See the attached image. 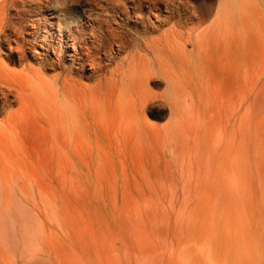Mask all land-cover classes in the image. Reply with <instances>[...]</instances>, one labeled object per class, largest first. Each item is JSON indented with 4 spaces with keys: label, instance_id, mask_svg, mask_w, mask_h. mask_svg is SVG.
<instances>
[{
    "label": "rangeland",
    "instance_id": "1",
    "mask_svg": "<svg viewBox=\"0 0 264 264\" xmlns=\"http://www.w3.org/2000/svg\"><path fill=\"white\" fill-rule=\"evenodd\" d=\"M29 1L31 2L32 0ZM120 1L122 3L123 0ZM176 1L178 2V0ZM177 2L176 5H178ZM87 3L89 4L88 1L84 3L81 1L74 5L81 10L83 7L88 6ZM123 3L129 6L131 10V3H125L124 1ZM187 3L189 4L186 5L187 10L188 8L191 9L188 10L187 20H184L185 22L182 24H178V18H173L172 20L164 19L168 15L166 14L168 10L165 11L163 4L162 11H157L160 15L158 18L148 13V8H145L141 12L143 20L154 27L153 29L150 28L148 34H146L147 37L151 38H161L166 35L177 37L183 33L188 34L193 31L196 33L204 29L208 31L206 27L211 21L220 19L218 25L211 28L210 33H208L203 51L201 52L207 62L210 60L211 65L207 66L210 68L203 73L200 82L196 84L190 83L183 88L178 97L177 105L170 101V98H163L164 93L167 91L166 84L164 82L158 83L157 79L155 81L153 79L150 80L148 87L143 88L142 93L137 94L136 92L135 94V91H128V86L122 88L126 86L125 84L128 85L127 78L132 73L130 71L132 68L131 62L135 60L133 61V63L135 62L134 65H132L136 67L135 71H138L137 66L140 65V68L142 66L140 58L133 57V47L130 46L122 49L123 51H119L109 36H107V39H104V49L102 52L108 50L109 47L115 57L114 61H111V64L108 66V72H104L106 78L103 80L101 88L94 87L98 83L99 77L97 74V76L89 75L90 73L87 70L90 71V65H86L87 68L84 70L75 68L79 64L77 56H71L77 55L72 48L74 41L71 39L61 44L63 50L60 57L61 62L55 66L53 65V67L52 64H49L50 61L48 60H55L57 58V54L52 51V47H57V40L51 41L50 48L47 49L46 43L42 41V35L47 34L44 27V24H47V22L45 23L44 21L40 23L41 29L38 34H28L34 32V29L30 26V22L40 17V12L38 14L35 11L36 8L33 7L36 6L35 3L21 8L23 14L16 17L27 27L24 30V36L31 40H34V36L37 38L35 50L37 49L38 53L35 50H32V52L28 49L25 55L26 58H24L25 60L23 59L22 64L19 65L21 63L19 61L21 60L17 51L13 52L9 58L5 55L9 51L6 48V44H2L3 49L0 48V71L8 74H5L7 79L17 86V91L20 94V97L18 96L20 99L18 100V98L16 99V91L11 92L14 95L11 97L12 95L10 94V98H6V105H2V101H0V115L2 113V117L5 115V120L0 116V264H57L56 259L58 257L64 258L63 260L66 264H83L79 258H83L88 253V255L96 257L98 252L106 257L112 256V259L110 258L111 264H116L113 257L123 253L129 244L140 243L147 239L158 241V243L164 245L173 262H176L174 264H183L185 256L184 247L187 239H199L202 236V232L205 235H203L204 237L210 236L208 234L210 228L216 231V234L212 236L217 238L220 230V233L223 234H219V238H230V235L228 237L225 235V233L229 234L227 229H230L231 224H233L234 228L239 223V226L243 227L242 231L244 234H248L247 238L248 241L250 240V249L254 254L250 250L252 256L249 255L251 259L248 257L249 260H247L246 254L240 250L241 252L239 251V254L236 255V259L240 261V264H246L247 261H250L251 264H264V0H187ZM220 6L224 7L222 11H220ZM88 7H92V5ZM193 9H195V12ZM206 10L210 13L212 12L209 15V20L197 28L198 17H196V14L200 15ZM28 11L32 12L29 13ZM181 11L182 13L186 12L184 9ZM194 13L195 18H190L189 15ZM146 14H149V16ZM36 15L38 17H35ZM51 15V13H48L50 19L55 22L53 30L58 34L57 22L59 18H51ZM132 15L128 19L129 21H124V26H127L126 28L130 29L133 33V29L135 28L142 31V21H140L142 19L138 18L136 11H132ZM162 18L163 20H161ZM118 20L120 19L118 18ZM78 24L80 25V23ZM75 25L72 23L70 27L72 33L77 35V37L79 36L75 40V43L76 48L81 50V46L84 44L80 38L82 32H79L80 27L76 29ZM113 26L116 25L113 24ZM155 27H157V30ZM173 27H175V30ZM49 28L52 27L49 26ZM154 29V32L151 31ZM67 30L64 29L62 34L67 35ZM177 40L181 41L180 39ZM107 45L108 47H106ZM110 45L112 46L110 47ZM186 49L187 51H193L195 48L189 43ZM129 57L131 58L130 61H128ZM71 58L74 59V62ZM136 59H138L137 62L139 61L138 65ZM29 60L31 61V65L28 63L30 62ZM42 60L45 61L44 64ZM32 64H37V66L33 67ZM24 65L26 66L24 67ZM44 65L47 66L45 67ZM29 68L32 72L28 71ZM111 68H119L120 77L119 75L113 76L109 72ZM63 69L65 70V74ZM66 70L69 71L66 72ZM38 72L41 74H38ZM53 73L54 75H52ZM39 75H41L40 80ZM67 75L72 76V78L70 79L68 76V81H64V78L67 80ZM123 75L125 76L124 79L122 78ZM33 77L38 79L35 81ZM112 77L118 80L117 86H119H116L115 89L121 90L120 94L121 92L125 94L124 91H126L125 98L123 97V93L122 95L118 92L116 94V90L114 89L115 91H112L115 94H113L109 90V82ZM30 78L31 80H29ZM43 78L44 80H42ZM69 79L71 80V84ZM74 79L78 82L80 81L79 85ZM33 80L34 82H32ZM123 80H126L127 83H124ZM38 81L40 82L38 83ZM42 81L44 82L42 83ZM119 81H122V83ZM32 83L34 84L32 85ZM41 83L43 85L39 87L38 85ZM45 83H48V85L45 86ZM72 84H75L77 87ZM73 86L75 87L74 90H72ZM89 87L91 93L88 89ZM41 88L50 90L47 92L50 93V96L47 95L44 89L42 93L40 91ZM82 88L85 91H80L82 97L79 94L76 95L75 90L79 93L78 89L83 90ZM98 90L100 91L99 93L97 92ZM108 90L111 94L109 93L107 97L111 95V100L106 98ZM30 91L33 92L31 93ZM51 91H53L52 94ZM27 93H29L30 97L26 95ZM33 93L39 96H33ZM128 93L129 97L127 96ZM145 93L149 97L152 96V98L146 100V103L145 101L140 102L141 105H139L138 101H140V97L142 100L148 97ZM40 94H46L49 101L46 102L47 98L44 100L45 97L43 95L40 96ZM131 94L133 95L132 97ZM102 95L106 101L103 100ZM115 96H120L122 100ZM39 97H42L41 99L44 101L39 99ZM87 98H89V102H86ZM126 98L128 99L126 105L128 110L131 111L130 113L127 112V107L124 104ZM53 99L55 102L59 101L57 106L54 104ZM130 99H133L132 102ZM29 100H31L30 103H33V105L29 103ZM97 102L105 103H99L100 105H98ZM37 103L38 106L36 105ZM84 103H89L87 109ZM104 104L107 106H103ZM109 104L112 105H110L111 108H109ZM132 104L137 111L134 110L135 108ZM30 105L31 107H29ZM92 105L93 108L95 106L98 110L93 112ZM173 106H176V108ZM80 107L83 108L82 114L79 110L81 109ZM54 109H56L57 113ZM77 109L79 113L76 112L78 111ZM58 110H61V112ZM132 111L137 116L135 113L133 115ZM10 112L14 114H9ZM247 112H249V115ZM116 113H120L125 122L121 121V118L119 119L120 114L117 116ZM125 113L127 116L124 115ZM127 113L132 114V116H129ZM15 114H17V118L14 116ZM79 114L81 115L79 116ZM10 115L12 116L10 117ZM57 115H59L58 117H62L58 119ZM77 116L80 118L78 117L76 120ZM131 117L133 118L131 119ZM6 118L8 120L11 118L12 122L16 119L12 123L10 120V122L7 121ZM53 119L56 122L58 120L59 123L57 122L56 124ZM63 123L64 126L66 124L64 127L66 130L62 127ZM2 124L8 127V129L3 128L6 132L5 130L3 131ZM15 124H17L16 127H14ZM21 124L23 126H20ZM241 124H245L244 126L246 127L243 126L242 128ZM116 125L121 127H115ZM257 125H259L258 128ZM134 126L137 130L135 133ZM208 126L211 129H208ZM9 127L12 128L10 130L13 131V134L11 131L8 132ZM236 127L237 129H234ZM116 128L120 130H116ZM244 128L246 131H244ZM64 130L66 134L63 133ZM206 130L210 134H207V132L204 134ZM115 132H119L120 134H116ZM125 132L128 133L126 134ZM230 132L234 135H229L226 139ZM244 132L246 135H244ZM113 133L114 135H112ZM206 134L209 137L211 135L210 139L206 137ZM239 135H241L243 140ZM260 135L263 137L261 138ZM68 136L70 139L72 138V141L69 140ZM231 136L233 139L230 138ZM62 138H65V144L60 140ZM225 139L226 141H224ZM249 139L251 140L249 141ZM201 140L204 142L202 143ZM239 140L244 145H242V142L240 145ZM227 141H231L230 146L227 145ZM260 141H262V144H260ZM219 144L221 145L219 146ZM226 146H228L229 151L226 149ZM242 146L246 154L239 148ZM250 146L254 148L251 152ZM223 147H225L224 149L228 153L226 150H223ZM255 147L257 150L259 148L263 150L257 151ZM220 148L223 152L220 151ZM239 149L244 154L240 153ZM236 150L237 152L239 151L240 155H236ZM253 151L255 152L254 154L252 153ZM225 152L227 156H224ZM260 153H263L261 154L262 157ZM217 157L218 159H216ZM236 157H238V160ZM260 158L261 162L259 161ZM223 159L224 161L222 162ZM241 160L243 162L247 161V164L241 163ZM213 161H216V163ZM220 162L222 163L220 164ZM258 163L261 165L258 166ZM215 165L219 166L218 168H221V170H215L217 168ZM225 165L227 168H225ZM239 165L244 166L241 167ZM247 165L249 169H247ZM245 169H247L249 177L252 174L251 170L253 172L251 178H248L249 185L246 186L247 188L245 184L248 181L244 176H248ZM237 171L239 174L244 173V175H238ZM239 176L240 178L243 177L239 179V182L242 180L240 183L242 186L237 182ZM201 179L203 180L201 181ZM217 179L219 180L218 184L220 183L221 190L218 188L217 182H215ZM242 187L243 189H241ZM230 188L232 191H230ZM245 189H248V192ZM205 191L206 194L210 192L208 193L209 197L208 194H205ZM203 192L205 197H203ZM243 192L249 195L246 194L245 196ZM200 196L203 198L201 199ZM215 197L217 198L215 199ZM230 197H232L231 200L229 199ZM208 198L209 201L206 200ZM203 199L204 201L201 203ZM236 199H238V202H241V204H238L240 206L234 204ZM259 199H261V202ZM207 202L209 206H206L208 205ZM253 204L254 207L256 206L255 208ZM245 206L249 209H246ZM208 207H210L209 210ZM214 207L216 209H213ZM205 210V213L208 212V215L203 213ZM230 211L232 212L229 213ZM251 211L253 214H251ZM213 213L214 218L212 220L210 219V215L213 217ZM201 214L203 216L205 214L204 218ZM221 214L222 217H220ZM228 214L234 217L231 219H233L235 224L230 221L231 219ZM207 216H209V222ZM253 216L254 221L253 218L251 219ZM260 218L262 220L261 224L259 222ZM219 219L221 220L219 221ZM201 220L203 221L202 225ZM250 220L255 223L252 224ZM217 221L218 224H216ZM235 221H238V223L236 224ZM249 222L251 223L249 224ZM256 224L259 226L257 225L256 227ZM201 226L205 230L200 228ZM250 226L251 228L253 226V228L251 229ZM193 228H196V232L193 231ZM200 229H203L202 232ZM140 230H147L150 235L146 233L135 234L136 231ZM206 231L207 233H205ZM249 231L252 234H249L251 233ZM190 232H193L194 235H190ZM249 237L252 238L250 239ZM55 257L57 258L55 259Z\"/></svg>",
    "mask_w": 264,
    "mask_h": 264
},
{
    "label": "bare ground",
    "instance_id": "2",
    "mask_svg": "<svg viewBox=\"0 0 264 264\" xmlns=\"http://www.w3.org/2000/svg\"><path fill=\"white\" fill-rule=\"evenodd\" d=\"M82 1V3H84L85 1H88L89 2V4H88V6H90V5H92V7H83V9H78L77 8V6L76 5H74V4H76V3H80ZM84 1V2H83ZM123 1L126 3V2H129V3H131V10H130V7L129 6H127V5H125L124 3H123ZM122 1V3H121V1L120 0H32L31 2L29 1V0H0V48H2L3 49V47H2V44L4 45V44H6V48L7 49H9V51H7L6 53H5V55L7 56V57H9L10 58V56H12V54H13V52H16L17 51V53H19V59L21 60V61H19V62H21L19 65H21L22 64V60L24 59V58H26L25 57V55H26V52L28 51V49H29V51L31 50H35V45L37 44L36 42V39L37 38H35V36L33 37L34 38V40H31V39H29L28 37L26 38L25 36H24V30H26L27 29V27H26V25L24 26L18 19V17H16V16H21L23 13L21 12L22 10H21V8L22 7H24V6H26V5H31L32 3H35L36 4V6H33V7H35L36 9H35V11L38 13V12H40V17H38L37 15L35 16V17H38V18H35V19H33L32 20V22H30V26H31V28H33L34 29V32H31V33H28V34H38L39 32H40V29H41V27H40V23H41V21H44L45 23L47 22V24H44L45 26V31L47 32V34L46 35H42V41H44V43H46V45H47V49L48 48H50V42L51 41H56L57 42V47L56 46H54V47H52L53 49H52V51H53V53H55V54H57V61H56V59L55 60H48V61H50L49 62V64H52V66L54 65H56V64H58L59 62H61V52L63 51L62 50V48H61V44L62 43H66V41H68L69 39H71L72 41H74L72 44V48L75 50V53L77 54V55H71V56H77V60H78V64L79 65H76V69H80V70H84L85 68H87L86 67V65H90L89 67H91L90 68V71H88L87 70V72L88 73H90L89 75H91V76H94V75H98V77H99V81H98V83L96 84V86H94V87H96V88H101V84H102V82H103V80L106 78L105 77V75H104V72L106 73V71L108 72V66L111 64V61H114V55H113V51L111 50V49H109V47H108V45L106 46V47H108V50H106L105 52L103 51L102 52V50L104 49L103 48V46H104V39L106 38L107 39V36H109V37H111L112 38V40H113V43L118 47V50L120 51V50H122V49H126V48H128V47H133V57L134 56H136V57H138V58H140V64H141V66H142V68H140L139 66H137V70L138 71H135L136 70V67L134 66H132V65H134V63H133V61H135V60H133L131 63H132V65H131V74L129 75V78H127L128 79V85L127 84H125L126 86H123L122 88H124V87H127L128 86V91L129 90H132V91H135V94H136V92H137V94L138 93H142L143 92V88H147L148 87V83H149V81L150 80H152L153 79V81H155V79H157V82L158 83H165L166 84V92L164 93V96H163V98H170V101H172L174 104H176L177 105V103H178V97H179V95L181 94V91L183 90V88L186 86V85H188V84H190V83H194V84H196L197 82H200V80H201V77H202V75H203V73H205L206 71H208V69L210 68H208L207 66L208 65H211V62H210V60H209V62H207V60H206V58H204L203 56H202V54H201V52L203 51V46L205 45V40H206V38H207V35H208V33H210V31H211V28H213V27H216V25H218V23H219V20L220 19H214V20H212L211 21V23L206 27V29L208 28V31H206L205 29L204 30H200V31H197L196 33H194V31L193 32H191V33H188V34H185V33H183V34H180V35H178L177 37L176 36H169V35H166L165 37H161V38H151V37H147V35L146 34H148V31H149V29L151 28V29H153L154 27L153 26H150V24H147L146 23V21L145 20H143V15H142V11L145 9V8H148L149 10V12L148 13H150V14H153V16H155V17H159L160 15H159V12L157 13V11H162V4L165 6V11L166 10H168V11H166V12H168V13H166V14H168V15H166V17H164V19H166V20H172L173 18H178V24H182L183 22H185L186 20H187V18H188V10H190L189 8H188V10H187V7H186V5L188 4L187 3V0H178V2L176 1V0H123ZM176 2L178 3V5H176ZM189 5V4H188ZM81 6V5H80ZM31 7V6H30ZM29 7V8H30ZM184 7V8H183ZM167 8V9H166ZM186 11L185 13L183 12L182 13V11L181 10H183V9ZM224 7L223 6H220V11H222V9H223ZM30 9H32V8H30ZM30 9H29V11H30ZM28 10V9H27ZM199 10H200V8H199ZM28 11V12H29ZM132 11H136L137 13H138V18H141L142 20H140V21H142V24H141V29H142V31H140L138 28H135V29H133L134 30V33L130 30V29H128V28H126L127 26H124V21L126 20V21H129L128 19H130V17H132L133 15H132ZM193 11L195 12V9H193ZM201 11V10H200ZM27 12V11H26ZM32 12V11H31ZM31 12H29V13H31ZM25 13V12H24ZM48 13H51L52 15H51V18H59V21L57 22V25H58V34H56V32L53 30V25H55V22H54V20H52V19H50V17L48 16ZM212 13V12H211ZM211 13L208 11V10H206V11H203V13L202 14H200V15H198V14H196V17H198V22H197V28H199L203 23H205V22H207L208 20H209V15H211ZM33 14H35L34 12H33ZM61 15H62V18H61ZM147 15V14H146ZM162 15V14H161ZM194 15H195V13L194 14H190L189 15V17L190 18H192V17H194ZM24 16V15H23ZM27 16V15H26ZM147 16H149V14L147 15ZM28 18H29V16H28ZM118 18L121 20H118ZM195 18V17H194ZM41 19H43V20H41ZM132 19V18H131ZM161 20H163V18L161 19ZM185 20V21H184ZM191 20V19H190ZM19 21V22H18ZM24 21V20H23ZM138 21V20H137ZM139 21V22H140ZM27 22H29V21H27ZM161 22V21H160ZM163 22H166V21H163ZM170 22V21H169ZM76 24L75 25V27H76V29H78V27H80V30H79V32L81 31L82 32V34H81V36H80V38H81V41L82 42H84V44L81 46L82 48H81V50L80 49H78V48H76L77 46H76V41L75 40H77L78 38H79V36L77 37V35H75L74 33H72V31H71V27H70V24ZM78 23H80V25L78 24ZM127 23V22H126ZM28 24V23H27ZM78 24V25H77ZM113 24H115L116 26H113ZM164 24V23H163ZM29 25V24H28ZM111 25V26H110ZM128 25V24H127ZM134 25V24H133ZM151 25H153L152 23H151ZM165 25V24H164ZM221 25V24H220ZM49 26H51L52 28H49ZM131 26V25H130ZM129 27V26H128ZM90 28V29H89ZM175 27H173V29H174ZM64 29H68L67 30V32H68V34L66 35V34H62V32L64 31ZM89 29V30H88ZM155 29L157 30V27H155ZM155 29L154 30H151V31H155ZM175 30V29H174ZM192 30V29H191ZM25 32H27V31H25ZM26 34V33H25ZM88 34V35H87ZM140 36V37H139ZM37 37V36H36ZM130 37V38H129ZM177 39H180L181 41L179 42ZM79 41V40H78ZM77 41V42H78ZM88 41H91V42H88ZM106 41V40H105ZM110 41V40H109ZM14 43H15V45H14ZM39 43V42H38ZM70 43V42H69ZM112 43V42H111ZM192 44L193 46H194V50L193 51H187V49H186V47H187V44ZM42 44V43H41ZM40 44V45H41ZM79 44V43H78ZM39 45V44H38ZM44 46V45H43ZM80 46V45H79ZM112 45H110V47H111ZM107 49V48H106ZM37 50V49H36ZM35 50V51H36ZM79 50V51H78ZM118 50H116V51H118ZM38 51V50H37ZM36 51V52H37ZM48 51V50H47ZM123 51V50H122ZM33 52V51H32ZM1 53V52H0ZM4 53V52H3ZM38 53V52H37ZM34 54H35V52H34ZM72 54V53H71ZM121 54V53H120ZM125 55V54H124ZM132 55V54H131ZM35 56V55H34ZM117 56V55H116ZM132 57V58H133ZM17 58H18V55H17ZM34 58V57H33ZM46 58V57H45ZM1 59V58H0ZM29 59V58H28ZM38 59V58H37ZM48 59V58H47ZM130 57H129V60L128 61H130ZM25 60V59H24ZM27 60V59H26ZM31 60V59H30ZM29 60V61H30ZM44 60V59H43ZM42 60V61H43ZM71 60H73V62H74V59H72L71 58ZM137 60L138 59H136V63H137V65H138V62H137ZM3 61V60H2ZM40 61V60H39ZM47 60H46V62H48ZM24 62V61H23ZM38 62V61H37ZM36 62V63H37ZM28 63H30V65H31V61L30 62H28ZM43 64L45 63V61H43L42 62ZM63 63V62H62ZM128 63V62H127ZM13 64V63H12ZM25 64H26V62H25ZM49 64H47V65H49ZM61 64V63H60ZM59 64V65H60ZM113 64H115V63H113ZM1 65V64H0ZM4 65V64H3ZM33 65V67L34 66H37V64L36 65H34V64H32ZM46 65V66H47ZM59 65H57V66H59ZM63 65V64H62ZM129 65V64H128ZM4 66H6V65H4ZM26 65H24V67H25ZM42 66V65H41ZM45 66V65H44ZM45 66V67H46ZM53 66V67H54ZM8 67H10V66H8ZM23 67V66H22ZM28 67H29V64H28ZM31 67V66H30ZM52 67V68H53ZM12 68V67H11ZM27 68V67H26ZM32 68V67H31ZM36 68V67H35ZM68 68V67H67ZM110 68V67H109ZM139 68V69H138ZM211 68H212V66H211ZM22 69V68H21ZM44 69H46V68H44ZM55 69V68H54ZM28 70V69H27ZM26 70V71H27ZM35 70V69H34ZM33 70V71H34ZM36 70H37V68H36ZM47 70V69H46ZM45 70V71H46ZM64 70V69H63ZM18 71V70H17ZM29 72L31 71L32 72V70H30V68H29V70H28ZM44 71V72H45ZM58 71V70H57ZM67 71H69V70H66V72ZM70 71H72V70H70ZM20 72V71H19ZM40 72V71H39ZM38 72V74H41V73H39ZM51 72V71H50ZM50 72H49V74H50ZM52 72H55V71H52ZM109 72L114 76V75H119V77H120V69L119 68H114V69H112L111 68V70H109ZM11 73V72H10ZM26 73H28V72H26ZM25 73V74H26ZM5 74H7L6 72L4 73L3 71H0V101H2V105H6L7 104V99H9L10 97H9V95L11 94V92L13 93V92H15L16 91V95H17V97H16V99L18 98V96L20 97V94H19V92L17 91V86L15 85V84H13V83H11L10 81H9V79H7V77H6V75ZM28 74H30V73H28ZM31 74H33V73H31ZM34 74H35V72H34ZM33 74V75H34ZM37 74V75H38ZM43 74V73H42ZM63 74V73H62ZM64 74H65V70H64ZM67 74V73H66ZM78 74V73H77ZM8 75V74H7ZM52 75H54V73L52 74ZM57 75V74H56ZM96 75V76H97ZM125 75V74H124ZM123 75V79L125 78V76ZM128 75V74H127ZM22 76V75H21ZM20 76V77H21ZM26 76V75H25ZM32 76V75H31ZM62 76V75H61ZM64 76V75H63ZM62 76V77H63ZM68 76L69 75H67L66 77H67V80H65V78H64V81H68ZM73 76H74V74H73ZM107 76H109V75H107ZM36 77V76H35ZM41 77V75H39V80L41 79L40 78ZM43 77H44V75H43ZM65 77V76H64ZM78 77V76H77ZM88 77V76H87ZM127 77V76H126ZM34 78V77H33ZM69 78L71 79L72 78V76L70 77L69 76ZM74 78V77H73ZM89 78V77H88ZM35 79V78H34ZM38 78H36L35 79V81L37 80ZM69 79V81H70V84H71V80ZM77 79V78H76ZM76 79H74V80H76ZM121 79V78H120ZM126 79V80H127ZM29 80H31V78L29 79ZM42 80H44V78L42 79ZM122 80V79H121ZM126 80H123L124 81V83H127L126 82ZM60 81H61V79H60ZM63 81V82H64ZM77 81V80H76ZM89 81V80H88ZM32 82H34V80L32 81ZM40 81H38V83H39ZM44 81H42V83H43ZM46 82V81H45ZM62 82V83H63ZM73 82V81H72ZM80 82V81H79ZM78 81L76 82L77 84L79 83ZM85 82V81H84ZM83 82V83H84ZM96 82V81H95ZM95 82H93V83H95ZM109 82V81H108ZM119 82H121L122 83V81H119ZM40 84V85H38L39 87L40 86H42L43 84ZM55 83V82H54ZM65 83V82H64ZM87 83V82H86ZM110 84V91H112V90H114L115 89V87L117 86V84H118V80L117 79H115V78H113L112 77V79H111V81L109 82ZM34 83H32V85H33ZM36 84V83H35ZM85 84V83H84ZM83 84V85H84ZM107 84V83H106ZM164 84V85H165ZM45 86L46 85H48V83L46 84H44ZM72 85H75V84H72ZM79 85V84H78ZM94 85V84H93ZM108 85V86H109ZM121 85V84H120ZM35 86V85H34ZM33 86V87H34ZM38 86H37V89H38ZM55 86H56V84H55ZM55 86H53V87H55ZM76 86V85H75ZM119 86V85H118ZM117 86V87H118ZM31 87V86H30ZM60 87H61V85H60ZM77 87V86H76ZM85 87H87L86 85H85ZM93 87V86H92ZM93 87V88H94ZM36 88V87H35ZM47 88V87H46ZM74 86H73V89L72 90H74ZM79 88V87H78ZM81 88V87H80ZM109 88V87H108ZM120 88H121V86H120ZM199 88V87H198ZM32 89H34V88H32ZM44 89V88H43ZM42 88H41V92H42V90H43ZM54 89V88H53ZM83 89V88H82ZM89 90H90V87L88 88ZM95 89V88H94ZM117 89V88H116ZM115 89V90H116ZM46 90V91H45ZM109 90H108V94L106 95V93H105V95H106V98H109L110 100L112 99L111 98V95H110V97H107L108 95H109V93L111 94V92H109ZM114 90V91H115ZM123 90H125V89H123ZM21 91V90H20ZM23 91H25L24 89H23ZM44 91L47 93V92H49L48 91V89H44ZM54 91V90H53ZM53 91H51V94L53 93ZM76 92V95L77 94H79L80 95V91H83V92H85L84 91V89L83 90H79L78 89V91H79V93H77V90H75ZM105 91V90H104ZM121 91V90H120ZM119 90H116L115 92H116V94H117V92L119 93L120 92ZM127 91V92H128ZM131 91V92H132ZM145 91H146V89H145ZM26 92V91H25ZM24 92V93H25ZM28 92V91H27ZM31 92V91H30ZM33 92V91H32ZM31 92V93H32ZM68 92V91H67ZM94 92V91H93ZM98 93L100 92L99 90L97 91ZM96 92V93H97ZM113 92V91H112ZM125 92V94L123 93V92H121V94L120 95H122V93H123V97H124V95H125V97H126V91H124ZM23 93V92H22ZM43 93V92H42ZM88 93V92H87ZM90 93H91V90H90ZM95 93V92H94ZM94 93H93V95H94ZM148 93V92H147ZM147 93H145L146 94V96H148V94ZM29 93H27L26 95H28ZM35 93H33V96H36V94L34 95ZM50 93H47V95L48 96H50L49 95ZM113 94H115L114 92H113ZM113 94H112V97H113ZM12 95V94H11ZM14 95V94H13ZM13 95L11 96V97H13ZM24 95V94H23ZM43 95V97H45V99L44 100H46V94H42ZM41 94H40V96H42ZM60 95V94H59ZM73 95H74V93H73ZM97 96H99L98 94H96ZM101 95V94H100ZM104 95V94H103ZM102 95V96H103ZM140 95V94H139ZM138 95V96H139ZM29 96V95H28ZM39 96V95H38ZM38 96H36V97H38ZM52 96V95H51ZM75 96V95H74ZM81 96V95H80ZM86 96V95H85ZM96 96V97H97ZM128 97H129V93H128V95H127ZM133 95L131 94V97H132ZM137 96V97H138ZM143 96V95H142ZM30 97V96H29ZM82 97V96H81ZM115 97H118L119 99H120V96H115ZM114 97V98H115ZM122 97V96H121ZM124 97V98H125ZM144 97V96H143ZM142 97V98H143ZM7 98V99H6ZM24 98H25V95H24ZM26 98H27V96H26ZM31 98H34V97H31ZM42 97H39V99H41ZM51 98V97H50ZM78 98H79V96H78ZM152 98V96L151 97H146V99H144V100H142L141 99V97H140V101H138L139 102V105H141V103L142 102H144L145 101V103H146V100H148V99H151ZM173 98V99H172ZM20 98H18V100H19ZM28 99V98H27ZM35 99V98H34ZM60 99H61V97L59 98V101H60ZM138 99H139V97H138ZM42 101H44L43 99H41ZM58 100V99H57ZM79 100H80V98H79ZM88 100V101H87ZM98 100V99H97ZM103 100H105L104 99V96H103ZM120 100H122V99H120ZM125 100V99H124ZM123 100V101H124ZM131 100V99H130ZM133 100V99H132ZM132 100H131V102H132ZM16 101V100H15ZM22 101V100H21ZM28 101V100H27ZM30 101L31 100H29V103H30ZM47 101H49V99L47 98V100H46V102ZM59 101H57V102H55L54 101V99H53V102H55L54 104H56V106L58 105L57 103L59 102ZM106 101V100H105ZM122 101V102H123ZM134 101H135V99H134ZM9 102V101H8ZM20 102V101H19ZM23 102H26V101H23ZM38 102V101H37ZM62 102V101H61ZM86 102H89V98H87L86 99ZM112 102V101H111ZM120 102V101H119ZM128 102V99L126 98V102H124V104L126 105V103ZM141 102V103H140ZM149 102V101H148ZM12 103V102H11ZM10 103V105H12ZM14 103V102H13ZM50 103V102H49ZM100 104H103V103H105V102H99ZM98 102H97V104L98 105H100ZM108 103V102H107ZM106 103V104H107ZM110 103V102H109ZM259 103H260V100H259ZM16 104V103H15ZM30 104H32L33 105V103H30ZM47 104V103H46ZM62 104V103H61ZM85 104V103H84ZM94 104V103H93ZM96 104V105H97ZM106 104H104L103 106H105ZM131 104V103H130ZM134 104V103H133ZM132 104V105H133ZM144 104V103H143ZM142 104V105H143ZM9 105V106H10ZM27 105H29V104H27ZM37 106H38V103L36 104ZM40 105V104H39ZM47 105H49V104H47ZM86 106H85V108L87 109V105H89V103H87V104H85ZM111 104H109V108H111V106H110ZM122 105V104H121ZM145 105V104H144ZM143 105V106H144ZM147 105H148V103H147ZM1 106V105H0ZM17 107H18V105H16ZM35 106V105H34ZM36 106V107H37ZM50 106V105H49ZM53 106V105H52ZM62 106H63V104H62ZM107 106V105H106ZM113 106H114V104H113ZM123 106V105H122ZM121 106V107H122ZM134 106V105H133ZM5 107V106H4ZM7 107V106H6ZM20 107H21V105H20ZM29 107H31V105L29 106ZM76 107L77 108H79L77 105H76ZM96 107H98V106H96ZM126 107H127V105H126ZM132 107V106H131ZM142 107V106H141ZM174 108H176V106H173ZM257 107H258V105H257ZM11 108V107H10ZM63 108V107H62ZM75 108V107H74ZM81 108V107H80ZM84 108V110L86 111V109ZM92 108H93V105H92ZM108 108V107H107ZM124 109H125V107H123ZM133 108V107H132ZM134 108H135V106H134ZM148 108V107H147ZM256 108V107H255ZM3 109V108H2ZM7 109H8V107H7ZM15 109V108H14ZM17 109H19V108H17ZM24 109V108H23ZM34 109H35V107H34ZM57 109H58V107H57ZM65 109V108H64ZM71 109H73V108H71ZM95 108V106H94V108H93V112L94 111H97L98 109H96ZM115 109V108H114ZM113 109V110H114ZM130 109V108H129ZM258 109V108H257ZM263 109V108H262ZM261 109V110H262ZM10 110V109H9ZM9 110H8V112H9ZM16 110V109H15ZM14 110V111H15ZM29 110V109H28ZM32 110V109H31ZM39 110V109H38ZM55 111H56V109H54ZM78 110V109H77ZM80 110V112H81V114H82V110H83V108H81V109H79ZM79 110L78 111H76V112H78L79 113ZM100 110V109H99ZM108 110H110V109H108ZM127 110H128V107H127ZM134 110H136V108L134 109ZM256 110V109H255ZM11 111V110H10ZM18 111V110H17ZM16 111V112H17ZM20 111V110H19ZM33 111V110H32ZM35 111H36V109H35ZM51 111V110H50ZM59 111V110H58ZM73 111V110H72ZM126 111V110H125ZM137 111V110H136ZM141 111V110H140ZM256 111H258V110H256ZM256 111H254L255 113H256ZM1 112V111H0ZM7 112V113H8ZM59 112H61V110L59 111ZM127 112H131L130 110H128ZM249 112H251V111H249ZM249 112H247L248 113V115H249ZM260 112V111H259ZM259 112H257V113H259ZM14 114L13 112H10L9 114ZM26 113V112H25ZM43 113V112H42ZM52 113V112H51ZM56 113H57V111H56ZM135 113V112H134ZM134 113H133V111H132V114L134 115ZM8 114V115H9ZM28 114H29V112H28ZM77 114V113H76ZM81 114H79V116L81 115ZM117 114V116L120 114V113H116ZM116 114H115V116H116ZM128 114V113H127ZM132 114H128L129 116L131 115L132 116ZM136 114V113H135ZM1 115H3V113L1 114ZM0 115V116H1ZM27 115V114H26ZM44 115H46L45 113H44ZM124 115H126V113L124 114ZM12 115H10V117H11ZM14 116H16V118H17V114H15ZM13 116V117H14ZM52 116H53V114H52ZM59 115H57V118L59 119V118H61V117H58ZM64 116H65V114H64ZM79 116H77V118H75L76 120L78 119V117ZM127 116V115H126ZM136 116H137V114H136ZM135 116V117H136ZM145 116V115H144ZM2 117V116H1ZM8 117V116H7ZM24 117H25V115H24ZM27 117H28V115H27ZM47 117H48V115H47ZM55 117V116H54ZM83 117V116H82ZM243 117H245V116H243ZM253 117V116H252ZM4 118V119H3ZM15 118V119H16ZM49 118V117H48ZM64 118V117H63ZM62 118V119H63ZM80 118V117H79ZM121 118V119H120ZM123 118H124V116H123ZM127 118V117H126ZM126 118H125V120H126ZM133 117H131V119H132ZM2 119L3 120H5V115L2 117ZM7 119V118H6ZM15 119H14V121H15ZM51 119V118H50ZM70 119V118H69ZM119 119L121 120V121H123V122H125L124 121V119H122V116H121V114H120V117H119ZM119 119H117V120H119ZM9 120L12 122V119L11 118H9ZM8 119H7V121H9ZM55 122H56V120L55 119H53ZM64 120V119H63ZM252 120V119H251ZM1 121V120H0ZM6 121V122H7ZM9 121V122H10ZM13 121V122H14ZM17 121V120H16ZM51 121V120H50ZM53 121V122H54ZM134 121V120H133ZM236 121V120H235ZM8 122V123H9ZM12 122V123H13ZM52 122V121H51ZM57 122H58V120H57ZM57 122H56V124H57ZM2 123V122H1ZM8 123H6V124H8ZM17 123V122H16ZM59 123V122H58ZM60 123H61V120H60ZM66 123V122H65ZM72 123V122H71ZM134 123H136L135 121H134ZM230 123V122H229ZM19 124V123H18ZM3 126H2V129L3 128H5V129H8V127H5V125L4 124H2ZM14 125V124H13ZM61 125V124H60ZM206 125V124H205ZM230 125H231V123H230ZM232 125H233V123H232ZM245 125V124H244ZM244 125H242L241 124V126H242V128H243V126ZM247 125V124H246ZM252 125V124H251ZM7 126V125H6ZM17 126V124H15V126L14 127H16ZM20 126H23L22 124L20 125ZM20 126H18V127H20ZM65 126H66V124H65ZM64 126V123H63V128L65 127ZM236 126V125H235ZM234 126V127H235ZM258 126L259 125H257V128H258ZM115 127H118L117 125L115 126ZM121 126H119L118 128H120ZM135 127V126H134ZM205 127V126H204ZM207 127V126H206ZM209 127V126H208ZM244 127H246V126H244ZM109 128V127H108ZM229 128V127H228ZM261 128H263V127H261ZM5 129H3V131L5 130ZM12 130V128L11 127H9V130H8V132L9 131H11ZM18 129V128H17ZM65 129V128H64ZM101 129V128H100ZM115 129V128H114ZM122 129H123V127H122ZM135 130H136V127L134 128ZM138 129V128H137ZM204 129V128H203ZM208 129H211L210 127L208 128ZM234 129H237V127L236 128H234ZM66 130V129H65ZM65 130H64V132L63 133H65ZM109 130V129H108ZM116 130H120V129H117L116 128ZM124 131H125V129H123ZM123 130H122V132H123ZM139 130V129H138ZM15 131H16V129H15ZM18 131V130H17ZM59 131V130H58ZM101 131V130H100ZM212 131V130H211ZM244 131H246L245 130V128H244ZM255 131V130H254ZM261 131H262V129H261ZM5 132H6V130H5ZM12 132V134H13V131H11ZM61 132V131H60ZM135 132H137V130L136 131H134V133ZM141 132V131H140ZM207 132V134H210V133H208V130H206L205 132H204V134ZM210 132V131H209ZM229 132V131H228ZM232 132V131H231ZM231 132H230V134H228L227 135V137H226V139L228 138V136L229 135H232L231 134ZM235 132V131H234ZM242 132H243V129H242ZM242 132H240L241 134H243ZM251 132V131H250ZM116 134L118 133V134H120L119 132H115ZM126 134L128 133V132H125ZM239 133V134H240ZM245 133V132H244ZM14 134H16V132H14ZM66 134V133H65ZM110 134V133H109ZM108 134V135H109ZM129 134H131L130 132H129ZM132 134H133V132H132ZM202 134H203V132H202ZM207 134H206V137H209V135L207 136ZM222 134H223V132H222ZM1 135V134H0ZM9 135V134H8ZM64 135V134H63ZM112 135H114V133L112 134ZM111 135V137H113ZM121 135H124V134H121ZM234 135V134H233ZM237 135V134H236ZM244 135H246V133L244 134ZM254 135H255V133H254ZM261 135H262V133H261ZM261 135H260V137H261ZM240 137H241V135H239ZM239 136H238V138H239ZM243 136V135H242ZM250 136H251V134H250ZM256 136V135H255ZM63 137V136H62ZM69 137V136H68ZM107 137V136H106ZM202 137V136H201ZM203 137H204V135H203ZM210 137H211V135H210ZM210 137L208 138V139H210ZM222 137H223V135H222ZM237 137V136H236ZM252 137H254V136H252ZM263 137V136H262ZM261 137V138H262ZM67 138V137H66ZM230 138H232V136L230 137ZM238 138H237V140H238ZM242 138V137H241ZM4 139V138H3ZM72 139V138H71ZM70 139V137H69V140H71ZM202 140H204L203 138H201ZM206 139V138H205ZM222 139V138H221ZM226 139L224 140V141H226ZM233 139V138H232ZM60 140H62L63 142H64V144H65V142L66 141H64L65 140V138L63 139H60ZM201 140V141H202ZM236 140V142H238ZM241 140V139H240ZM240 140H239V142H240ZM242 140H243V138H242ZM251 139H249V141H250ZM72 141V140H71ZM71 141H69V142H71ZM209 141V140H208ZM221 141V140H220ZM222 141H223V139H222ZM232 141V140H231ZM231 141H227L228 143H227V145L228 146H230V142ZM245 141H246V138H245ZM252 141H254V140H252ZM251 141V142H252ZM204 141H202V143H203ZM205 142L207 143V141L205 140ZM242 142V141H241ZM241 142H240V145H241ZM247 142H248V140H247ZM247 142H245V143H247ZM262 141H260V144H262L261 143ZM234 143H235V141H234ZM71 144V143H70ZM208 144H209V142H208ZM211 144H212V142H211ZM224 144V143H223ZM236 144V143H235ZM248 144V143H247ZM221 144H219V146H220ZM242 145H244L243 144V142H242ZM252 145V144H251ZM228 146H226V149L228 150ZM259 146V145H258ZM234 147V146H233ZM232 147V148H233ZM238 147V146H237ZM253 147V146H252ZM251 146L249 147L250 148V152H251V150L253 149L254 150V148H252ZM261 147H262V145H261ZM225 147H223V150H226V149H224ZM231 148V150H233ZM239 148H243V146L242 147H239ZM246 148V147H245ZM259 148V147H258ZM202 149V148H201ZM230 149V148H229ZM241 149H239V151H241ZM255 149H256V147H255ZM226 150V151H227ZM238 150V149H237ZM237 150H236V155L238 156V155H240V153H243L242 151L240 152V153H238L237 152ZM243 151L245 150V149H242ZM257 150V149H256ZM258 150H263V149H258ZM257 150V151H258ZM220 151H222V149L220 148ZM219 151V152H220ZM229 151V150H228ZM228 151H227V153H228ZM246 151H248V150H246ZM223 152V151H222ZM227 153L225 152V154H224V156L226 155L227 156ZM244 153L246 154V152L244 151ZM243 153V154H244ZM253 154L255 153L254 151L252 152ZM264 153V152H263ZM263 153H260V155L261 154H263ZM210 154H212V153H210ZM234 154V153H233ZM242 154V155H243ZM252 154V155H253ZM214 155V154H213ZM257 155V154H256ZM264 155V154H263ZM218 156V155H217ZM234 156V155H233ZM255 156V155H254ZM212 157V156H211ZM243 157H245V155H243ZM247 157V156H246ZM260 157V156H259ZM258 157V158H259ZM261 157H262V155H261ZM225 159H226V157H224ZM228 158H229V156H228ZM227 158V159H228ZM237 158V160H238V157H236ZM235 158V159H236ZM253 158V157H252ZM212 159H214L213 157H212ZM216 159H218V157L216 158ZM247 159V158H246ZM253 159H256V158H253ZM261 160V158L259 159V161ZM212 161V160H211ZM224 161V159L222 160V162ZM229 161L231 162V160L229 159ZM242 161V160H241ZM258 161V162H259ZM214 162V161H213ZM213 162H212V164H213ZM222 162H220V164L222 163ZM228 162V161H227ZM240 162V161H239ZM261 162V161H260ZM214 163H216V161L214 162ZM241 163H243V164H247V161L246 162H241ZM251 163V162H250ZM255 163V162H254ZM63 164V163H62ZM259 164V163H258ZM257 164V165H258ZM64 165V164H63ZM217 165H219V164H217ZM217 165H215V166H217ZM261 164H259L258 166H260ZM65 166H66V164H65ZM213 166H214V164H213ZM230 166V165H229ZM239 166H244V165H239ZM255 166V165H254ZM67 167V166H66ZM219 166H217V168L215 169V170H221V168L219 169L218 168ZM256 167V166H255ZM225 168H227L226 167V165H225ZM258 168V167H257ZM228 169H229V167H228ZM244 169V168H243ZM242 169V170H243ZM247 169H249V167H248V165H247ZM247 169H245L246 171H247ZM251 169H252V167H251ZM214 170V169H213ZM217 170V171H218ZM226 170V169H225ZM237 170H238V162H237ZM245 171V172H246ZM215 172V171H214ZM258 172V171H257ZM64 173H65V171H64ZM219 173V172H218ZM217 173V174H218ZM228 173V172H227ZM247 173V176H248V171L246 172ZM251 173L253 174V172H252V170H251ZM66 174V173H65ZM211 174V173H210ZM221 174V173H220ZM225 174V173H224ZM237 174L238 175H241V176H243L244 175V173H238V171H237ZM252 174H250V177L248 176V177H246V176H244L245 178H247L246 180L248 181L249 179L248 178H251V176H252ZM262 174V173H261ZM213 175V174H212ZM236 175V174H235ZM212 177V176H211ZM225 178V177H224ZM223 178V179H224ZM229 178V177H228ZM230 178H232L233 179V177H231L230 176ZM241 178H243V177H241ZM240 178V176L238 177V180H237V182L240 184L241 182H242V180H241V182H239V179H241ZM256 178H258V177H256ZM219 179H220V177H219ZM227 179V178H226ZM262 179V178H261ZM200 180V179H199ZM203 179H201V181H202ZM210 180V179H209ZM213 180V179H212ZM215 180V179H214ZM218 180V179H217ZM215 181V182H217V184H218V182H219V180L218 181ZM234 180V179H233ZM232 180V181H233ZM245 180V181H246ZM224 181V180H223ZM246 181V182H247ZM230 182V184H232L231 183V181H229ZM229 182H227V183H229ZM256 182H257V180H256ZM261 182V181H260ZM199 183V182H198ZM220 184V183H219ZM218 184V188L220 189V185ZM258 184V183H257ZM224 185V184H223ZM241 185V184H240ZM239 185V186H240ZM247 185H249V181H248V183H246L245 184V187L247 186ZM264 185V184H263ZM242 186V185H241ZM260 186H261V184H260ZM259 186V187H260ZM264 187V186H263ZM221 188H222V186H221ZM247 188V187H246ZM261 188V187H260ZM259 188V189H260ZM234 189V188H233ZM241 189H243V187L241 188ZM248 189H249V186H248ZM248 189H245L246 191L248 190ZM264 189V188H263ZM215 190V189H214ZM213 190V191H214ZM221 190V189H220ZM262 190V189H261ZM230 191H232V189L230 188ZM208 192V191H207ZM217 192V191H216ZM218 192H219V190H218ZM222 192V191H221ZM229 192V191H228ZM234 192H235V190H234ZM248 192V191H247ZM208 193H210V192H208ZM207 193V194H208ZM244 193V192H243ZM243 193H241V194H243ZM263 193V192H262ZM202 194V193H201ZM205 194H206V191H205ZM206 194V195H207ZM245 194V196H246V194L247 193H244ZM243 194V195H244ZM217 195H218V193H217ZM221 195H222V193H221ZM238 195V194H237ZM247 195H249V194H247ZM258 195H260V194H258ZM198 196V195H197ZM210 195L208 194V197H209ZM223 196V195H222ZM227 196V195H226ZM225 196V197H226ZM201 197V196H200ZM203 197H205L204 196V192H203ZM203 197H201V199L203 198ZM218 197H220V196H218ZM261 197H262V195H261ZM197 198V197H196ZM217 197H215V199H216ZM222 198V197H221ZM250 198V197H249ZM254 198V197H253ZM214 199V200H215ZM230 200L232 199V197H230L229 198ZM235 199V198H234ZM239 199V198H238ZM238 199H236V201H235V203L234 204H241V202H238ZM197 200V199H196ZM206 200H208L209 201V198L208 199H206ZM241 200H242V198H241ZM246 200V199H245ZM254 200V199H253ZM261 199H259V201H260ZM204 201V199L203 200H201V203ZM219 201H221V200H219ZM249 201V200H248ZM197 202V201H196ZM237 202V203H236ZM242 202H243V200H242ZM261 202V201H260ZM220 203V202H219ZM218 203V204H219ZM225 204H226V202H224ZM231 203V202H230ZM246 203V202H245ZM207 204H208V202H207ZM221 204V203H220ZM250 204V203H249ZM199 205V204H198ZM232 205V204H231ZM256 205V204H255ZM206 206H209V204L208 205H206ZM206 206H204L205 208H206ZM214 206V205H213ZM216 206V205H215ZM220 206V205H219ZM238 206H240V205H238ZM244 206V205H243ZM235 207H237V206H235ZM234 207V208H235ZM247 207H250V206H247ZM253 207H254V204H253ZM256 207V206H255ZM254 207V208H255ZM264 207V206H263ZM203 208V207H202ZM209 208L210 207H208V210H209ZM219 208V207H218ZM238 208V207H237ZM240 208V207H239ZM245 208H246V206H245ZM199 209V208H198ZM204 209V208H203ZM213 209H216L215 207L213 208ZM227 209H228V207H227ZM232 209H233V206H232ZM246 209H249V208H246ZM263 209V208H262ZM223 210V209H222ZM234 210V209H233ZM245 210V209H244ZM257 210V209H256ZM255 210V211H256ZM213 211V210H212ZM202 212V211H201ZM206 212V210L203 212V213H205ZM211 212V211H210ZM226 212V211H225ZM232 211H230L229 213H231ZM233 212H235V211H233ZM246 212V211H245ZM252 212V211H251ZM202 213V214H203ZM212 213V212H211ZM222 213H224V212H222ZM242 213H243V210H242ZM201 214V215H202ZM206 215H208V212L207 213H205ZM205 214H204V216H205ZM225 214V213H224ZM233 214V213H232ZM251 214H253V212L251 213ZM195 215V214H194ZM226 215V214H225ZM242 215V214H241ZM250 215V214H249ZM204 216L202 215V217L204 218ZM228 216H229V214H228ZM233 216V215H232ZM235 216V215H234ZM260 216H262L261 214H260ZM201 217V216H200ZM208 217V222H209V216H207ZM220 217H222V214L220 215ZM224 217V216H223ZM230 217V219L231 218H234V217H231V216H229ZM228 217V218H229ZM250 217V216H249ZM255 217H256V215H255ZM193 218V217H192ZM195 218H196V216H195ZM213 218H214V213H213V217H211V215H210V219H212L213 220ZM240 218V217H239ZM253 218V221H254V216L253 217H251V219ZM207 219V218H206ZM227 219V218H226ZM245 219V218H244ZM250 219V218H249ZM221 219H219V221H220ZM235 220V219H234ZM255 220H256V218H255ZM260 220H261V218H260ZM259 220V222H260V224H261V222H262V220L260 221ZM205 221V220H204ZM227 221V220H226ZM229 221V220H228ZM230 221H232V223H234L233 222V219H231ZM229 221V223H231ZM251 221V220H250ZM258 221V220H257ZM184 222H185V220H184ZM194 222V221H193ZM202 222V223H201ZM201 225L203 224V221L201 220ZM211 223H212V221H210ZM214 222V221H213ZM236 222V221H235ZM252 222V221H251ZM251 222H249V224L251 223ZM205 224H206V221L204 222ZM238 223V221L236 222V224ZM247 223V222H246ZM255 223V222H254ZM253 222H252V224H254ZM193 224V223H192ZM204 224V225H205ZM210 224V223H209ZM216 224H218V221H217V223ZM235 224V223H234ZM259 224V223H258ZM258 224H256V227H257V225ZM203 225V226H204ZM239 225H240V223H239ZM239 225H235L234 226V228H233V224H231L230 225V229H227V231L229 232V234L228 233H225V235H227V237L230 235L231 237L230 238H224V237H220L219 238V234H223V233H220L221 231L219 230V232H218V235H217V238L215 237V236H212V235H215L216 234V231H215V229H212V228H210L209 230V232H208V234L210 235V236H206V237H204L205 235H204V233L202 232V230L204 229L205 230V228L204 227H200V228H203V229H200L201 230V234H202V236H200V238L199 239H195V238H191L190 240H186V242H185V247H184V250H185V256H184V261H183V264H240L239 262L240 261H238V259H236V255L237 254H239V251L241 250V251H243L245 254H246V259L247 260H249V259H251V257L250 256H252L251 254H250V243H249V241H248V238H247V235L246 234H244V232L242 231V229H243V227H241V226H239ZM221 226H222V222H221ZM221 226H219V227H221ZM231 226H232V228H231ZM247 226V225H246ZM254 226V225H253ZM253 226H252V228H253ZM259 226V225H258ZM261 226V225H260ZM263 226V225H262ZM206 227H207V224H206ZM209 227H210V225H209ZM213 227H215V226H213ZM225 227V226H224ZM223 227V228H224ZM250 228H251V226H250ZM249 228V229H250ZM251 228V229H252ZM207 229V228H206ZM212 229V230H211ZM217 229V228H216ZM222 229V228H221ZM225 229V228H224ZM250 229V230H251ZM257 229V228H256ZM255 229V230H256ZM196 230V228H193V231H195ZM254 230V229H253ZM259 230H260V227H259ZM188 231H190V230H188ZM222 231H223V229H222ZM252 231V230H251ZM251 231H249V232H251ZM196 232V231H195ZM149 234V232L147 231V230H140V231H136V233L135 234H138V235H140V234ZM189 233V232H188ZM205 233H207V231L205 232ZM254 233H256V231H254ZM249 234H252V232L251 233H249ZM258 234V233H257ZM150 235V234H149ZM190 235H194V233L193 232H190ZM204 235V236H203ZM250 236V235H249ZM252 236V235H251ZM204 237V238H203ZM226 237V236H225ZM253 237H254V235H253ZM250 238V237H249ZM252 238V237H251ZM250 238V239H251ZM179 244V243H178ZM253 245V244H252ZM258 245V244H257ZM255 246V245H254ZM260 247V246H259ZM98 248V247H97ZM178 248H179V246H178ZM99 249V248H98ZM255 249H256V247H255ZM240 251V252H241ZM252 251V250H251ZM253 252V251H252ZM255 252H256V250H255ZM89 254V253H88ZM88 254H85V256L83 257V258H79V260L80 261H82L83 262V264H111L112 262H111V260H110V258L112 259V256L110 257V256H108V257H106V256H103L102 254H100L99 252L97 253V255H96V257H92L91 255H88ZM244 254V255H245ZM252 254H254V252L252 253ZM256 254V253H255ZM250 255V256H249ZM256 256V255H255ZM264 256V255H263ZM81 257V256H80ZM239 257V256H238ZM248 257H249V259H248ZM259 257V256H258ZM57 257H55V259H56ZM113 258H115L114 260H115V263L116 264H174V263H176V262H173V260H172V257L170 256V254L168 253V250L166 249V247L164 246V245H162V244H160V243H158V241H155V240H145V241H143V242H140V243H136V244H134V243H132V244H129V246L128 247H126L125 248V250L123 251V253H120L119 255H117L116 257H113ZM176 258H177V256H176ZM252 258H254V257H252ZM64 258H57L56 259V263L57 264H66V262L63 260ZM255 259V258H254ZM113 260V261H114ZM176 260V259H175ZM246 260V261H247ZM256 260V259H255ZM263 260V259H262ZM262 260H261V262H262ZM177 261V260H176ZM259 261H260V258H259ZM243 262V261H242ZM248 262V264H251V262L250 261H247ZM247 262H246V264H247ZM257 264V263H256ZM262 264V263H261Z\"/></svg>",
    "mask_w": 264,
    "mask_h": 264
}]
</instances>
